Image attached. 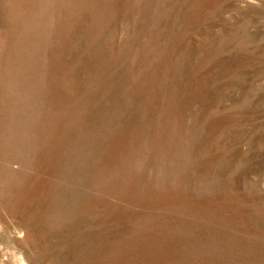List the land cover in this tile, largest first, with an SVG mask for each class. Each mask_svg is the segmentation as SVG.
I'll list each match as a JSON object with an SVG mask.
<instances>
[{
  "label": "rangeland",
  "instance_id": "obj_1",
  "mask_svg": "<svg viewBox=\"0 0 264 264\" xmlns=\"http://www.w3.org/2000/svg\"><path fill=\"white\" fill-rule=\"evenodd\" d=\"M24 262L264 264V0H0Z\"/></svg>",
  "mask_w": 264,
  "mask_h": 264
},
{
  "label": "bare ground",
  "instance_id": "obj_2",
  "mask_svg": "<svg viewBox=\"0 0 264 264\" xmlns=\"http://www.w3.org/2000/svg\"><path fill=\"white\" fill-rule=\"evenodd\" d=\"M23 261H24V260H23ZM24 264H28V263L24 262Z\"/></svg>",
  "mask_w": 264,
  "mask_h": 264
}]
</instances>
